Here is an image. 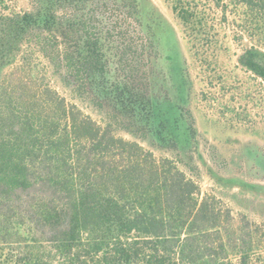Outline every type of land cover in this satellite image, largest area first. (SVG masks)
<instances>
[{"label":"trees","instance_id":"16d2710c","mask_svg":"<svg viewBox=\"0 0 264 264\" xmlns=\"http://www.w3.org/2000/svg\"><path fill=\"white\" fill-rule=\"evenodd\" d=\"M238 2L264 12V0ZM66 20L57 27L38 14L0 15V264H232V254L244 260L252 250L247 231L237 232L228 216L199 200L197 185L169 158L155 159L138 140L114 133L182 147L189 109L154 90L143 96L133 76L106 68L101 41H116L109 28L103 35L80 16ZM117 23L111 30L123 34ZM83 38L92 54L77 50ZM23 41L32 50L17 61ZM37 59L74 98L91 97L103 123L43 85ZM239 60L264 81V51L249 47Z\"/></svg>","mask_w":264,"mask_h":264},{"label":"rangeland","instance_id":"374dc122","mask_svg":"<svg viewBox=\"0 0 264 264\" xmlns=\"http://www.w3.org/2000/svg\"><path fill=\"white\" fill-rule=\"evenodd\" d=\"M102 1L105 7L92 0H0V15L38 14L46 22L52 17L57 27L80 16L93 31L100 28L106 35L109 28L110 41H116H101L106 68L119 78L133 76L143 96L154 90L160 98L173 97L179 110L192 115L191 121L183 120L190 128L182 147L152 145L121 129L114 133L138 140L155 159L169 158L197 185L199 200L228 216L231 228L250 234L252 250L244 260L230 255L232 264H264V81L239 60L249 47L264 51V12L238 0ZM115 18L123 34L111 30ZM127 44L130 48H124ZM77 46L81 55L87 49L92 54L85 38ZM29 49L23 41L15 60L22 61ZM34 62L43 85L55 87L66 102L103 123L104 112L91 97L74 98L43 61ZM11 66L17 65L8 72Z\"/></svg>","mask_w":264,"mask_h":264}]
</instances>
